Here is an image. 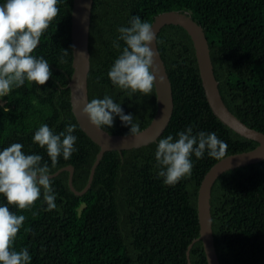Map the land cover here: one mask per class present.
<instances>
[{
	"label": "trees",
	"instance_id": "trees-1",
	"mask_svg": "<svg viewBox=\"0 0 264 264\" xmlns=\"http://www.w3.org/2000/svg\"><path fill=\"white\" fill-rule=\"evenodd\" d=\"M72 6L73 0H59V13L33 52L49 62V80L37 86L26 82L0 97V149L21 143L26 154L41 155L51 173L72 164L74 186L82 190L100 146L72 111ZM168 10L187 11L203 26L225 103L247 125L264 132V0H94L89 100L108 94L121 103L125 114H133L141 130L150 124L157 108L155 87L151 95L129 98L111 84L107 72L119 55L112 46L116 29L127 26L133 15L152 23ZM157 43L174 97L172 118L158 140L169 134L175 138L192 126L194 134L215 132L226 144L225 156L256 147L257 141L235 132L212 111L188 31L167 24ZM45 123L56 133L76 125V151L68 160L58 158L54 168L46 150L32 140ZM129 129L117 117L106 130L124 134ZM157 141L122 153L106 151L84 194L70 189L69 171L51 177L56 209L46 211L42 195L30 208L10 205V211L25 216L12 247L27 248L31 264H190L187 249L200 233L199 187L218 160L193 155L191 177L166 186L154 168ZM0 203H6L2 196ZM211 204L221 264H264V159L220 174ZM190 251L192 264H208L201 240Z\"/></svg>",
	"mask_w": 264,
	"mask_h": 264
},
{
	"label": "clouds",
	"instance_id": "clouds-1",
	"mask_svg": "<svg viewBox=\"0 0 264 264\" xmlns=\"http://www.w3.org/2000/svg\"><path fill=\"white\" fill-rule=\"evenodd\" d=\"M58 3L59 0H0V97L26 82L37 86L49 80L52 75L49 62L33 52L57 17ZM116 31L118 35L112 46L119 55L107 72L108 79L129 98L151 95L154 87H158L159 73L157 52L152 48L153 42H157L154 25L133 15L127 26L121 25ZM82 111L97 128H111L118 117L124 126H130L131 135L141 134L133 114H125L121 103L108 94L91 99ZM75 129V124H68L56 133L45 123L35 131L33 143L46 150L52 168L58 158L68 160L76 151ZM22 149L21 143L0 149V196L6 200L0 203V264H31L32 261L27 248L16 251L12 247L25 216L10 211L9 206L14 205L19 210L30 208L42 195L46 211L57 207L49 164L42 163L41 155L26 154ZM205 154L216 160L225 158L226 144L215 132L194 134L193 127L187 126L177 132L175 138L171 134L162 137L154 153L157 178H162L166 186H175L191 177L192 156L199 160Z\"/></svg>",
	"mask_w": 264,
	"mask_h": 264
},
{
	"label": "water",
	"instance_id": "water-1",
	"mask_svg": "<svg viewBox=\"0 0 264 264\" xmlns=\"http://www.w3.org/2000/svg\"><path fill=\"white\" fill-rule=\"evenodd\" d=\"M94 0H73L71 38L73 50V73L69 79L70 101L72 111L83 131L100 146L96 159L91 167L88 182L82 190L74 186L75 167L72 164L63 166L51 173V177L59 175L63 171H69L68 184L70 189L78 194H84L92 185L96 168L106 151L132 149L148 145L158 140L167 128L174 111L173 87L162 58L157 42H153L152 48L157 52L156 62L159 73L157 74L156 113L150 124L141 130L139 135L130 133L114 134L106 129L94 126L83 107L90 101L88 89V74L91 69L90 54V27ZM152 24L157 37L161 29L167 24L183 26L190 34L198 62L202 85L208 103L214 114L227 126L240 135L253 139L258 145L253 149L229 154L223 160H218L205 174L198 191V220L200 233L188 246L187 257L190 264V253L194 243L201 240L205 249L208 264H221L217 252L215 235L213 231L212 217V187L220 174L224 171L256 163L264 159V132L247 125L225 103L219 88V81L215 74L211 50L206 32L189 12L181 10H168L156 15ZM161 77V79H160Z\"/></svg>",
	"mask_w": 264,
	"mask_h": 264
},
{
	"label": "rangeland",
	"instance_id": "rangeland-1",
	"mask_svg": "<svg viewBox=\"0 0 264 264\" xmlns=\"http://www.w3.org/2000/svg\"><path fill=\"white\" fill-rule=\"evenodd\" d=\"M2 100L0 99V102H1Z\"/></svg>",
	"mask_w": 264,
	"mask_h": 264
}]
</instances>
